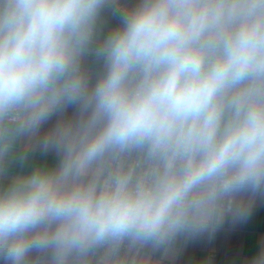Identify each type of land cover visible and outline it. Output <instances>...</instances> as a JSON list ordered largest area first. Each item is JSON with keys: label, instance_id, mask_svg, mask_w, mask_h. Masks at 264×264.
Instances as JSON below:
<instances>
[{"label": "clouds", "instance_id": "9594fccd", "mask_svg": "<svg viewBox=\"0 0 264 264\" xmlns=\"http://www.w3.org/2000/svg\"><path fill=\"white\" fill-rule=\"evenodd\" d=\"M258 202L264 0H0V264H177Z\"/></svg>", "mask_w": 264, "mask_h": 264}, {"label": "crops", "instance_id": "0c3cea01", "mask_svg": "<svg viewBox=\"0 0 264 264\" xmlns=\"http://www.w3.org/2000/svg\"><path fill=\"white\" fill-rule=\"evenodd\" d=\"M134 2V0H133ZM115 23V21H112ZM51 164L52 157L38 158ZM264 247V203H257L252 217L246 222L225 225L211 240L189 243L179 254L177 264H248Z\"/></svg>", "mask_w": 264, "mask_h": 264}, {"label": "water", "instance_id": "95a60500", "mask_svg": "<svg viewBox=\"0 0 264 264\" xmlns=\"http://www.w3.org/2000/svg\"><path fill=\"white\" fill-rule=\"evenodd\" d=\"M114 24V22H112Z\"/></svg>", "mask_w": 264, "mask_h": 264}]
</instances>
